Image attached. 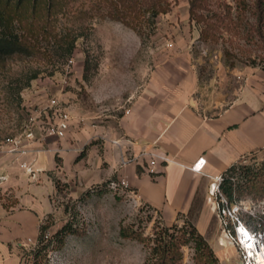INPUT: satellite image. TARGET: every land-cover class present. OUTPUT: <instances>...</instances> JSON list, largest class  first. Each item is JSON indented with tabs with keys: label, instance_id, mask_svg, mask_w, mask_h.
I'll return each mask as SVG.
<instances>
[{
	"label": "rangeland",
	"instance_id": "1",
	"mask_svg": "<svg viewBox=\"0 0 264 264\" xmlns=\"http://www.w3.org/2000/svg\"><path fill=\"white\" fill-rule=\"evenodd\" d=\"M190 1L173 2L169 13L144 23L140 35L122 23L103 18L105 10L97 0H66L64 12L54 21L57 37L50 44H43L49 52L46 60L12 58L0 65V148L14 145L15 141L22 145L28 140L27 134L31 130L35 133L36 122L45 118L43 109L53 98L102 119L118 118L151 71L176 48L192 51L205 78L219 64L264 68V42L252 29L256 23L252 0H247L250 7L240 15L238 0H208L210 10L223 15L227 6L233 8L232 30L224 32L218 43L201 40L203 24L191 20ZM69 42L74 44L71 54ZM226 51L232 55L231 59ZM35 74L37 77L33 79ZM245 161L241 164L257 168L264 161V153ZM59 188V194L53 198L54 211L41 225L51 224L50 235H54L70 223L77 234L69 235L60 248L51 245L47 256L38 261L31 255L39 245L38 240L19 245V264L146 263L147 246L136 238L124 237L122 230L153 236L156 227L166 225L160 214L136 203L133 195H127L122 188L107 186L83 195H72L69 185L59 184ZM249 200L254 202L252 208L259 215L255 222L264 223V199L240 201ZM202 208H206V213L201 221ZM230 210L232 213L236 210L235 203ZM241 214L248 222V216ZM186 221L200 226L204 235L199 232L220 264L241 261L242 255L230 235L233 226L229 209L214 196L197 195L193 212L177 224L183 226ZM195 255L194 244L186 246L183 264H196Z\"/></svg>",
	"mask_w": 264,
	"mask_h": 264
},
{
	"label": "crops",
	"instance_id": "2",
	"mask_svg": "<svg viewBox=\"0 0 264 264\" xmlns=\"http://www.w3.org/2000/svg\"><path fill=\"white\" fill-rule=\"evenodd\" d=\"M200 66L190 49L176 48L118 118L60 103L71 116L66 136L42 138L43 124L58 117L48 101L35 139L1 147L0 264H19V245L38 240L59 184L83 195L125 180L127 195L172 226L193 212L197 195H211L216 177L264 153V68L219 64L205 78ZM153 149L174 160L157 176L147 171L148 157L121 166L123 155ZM200 158L206 165L195 172ZM205 213L199 211L201 221Z\"/></svg>",
	"mask_w": 264,
	"mask_h": 264
},
{
	"label": "trees",
	"instance_id": "3",
	"mask_svg": "<svg viewBox=\"0 0 264 264\" xmlns=\"http://www.w3.org/2000/svg\"><path fill=\"white\" fill-rule=\"evenodd\" d=\"M252 1V12L256 18L252 29L264 42V0ZM97 2L104 7L103 18L122 23L141 35L144 23L161 14L169 13L173 2L177 0H97ZM66 3V0H0V65L4 66L12 58L46 60L49 52L43 44L44 42L50 44V41L57 37L54 21L64 12ZM249 7L247 0H238V15L247 11ZM232 9L231 6H227V11L223 15L210 10L208 0L190 1L191 20L203 24L200 37L203 42L218 43L224 32L232 30L235 23ZM73 49V42H69L68 53L71 54ZM226 55L231 59L229 51H226ZM36 77L35 74L32 78ZM224 176L221 191L230 204L247 198L264 199V161L257 168L235 165ZM51 226L49 223L41 225L39 245L31 253L34 260L46 257L51 245L60 248L69 235L77 234V230L68 223L57 233L50 235ZM122 235L136 238L147 246L149 254L145 264H183L184 248L190 244H194L196 249V264H220L205 237L188 221L183 226L174 224L156 227L153 236L129 232L126 228L122 230Z\"/></svg>",
	"mask_w": 264,
	"mask_h": 264
},
{
	"label": "built area",
	"instance_id": "4",
	"mask_svg": "<svg viewBox=\"0 0 264 264\" xmlns=\"http://www.w3.org/2000/svg\"><path fill=\"white\" fill-rule=\"evenodd\" d=\"M50 109H56L58 112V117L51 124L46 125L42 129L41 137H57L62 139L66 136V133L69 129V124L71 116L69 113L60 111V101L58 99H51ZM35 138V133L31 130L27 134L28 140H33ZM118 144L117 142H114ZM15 147L21 146L20 141L14 142ZM148 157V173L152 176H157L159 173V167L163 164H169L174 162V160L168 155L158 151L157 149L142 151L138 155H123L121 157V166L125 167L130 164L139 163L142 158ZM244 163L246 161H243ZM206 165V160L200 158L193 166L192 169L195 172H203V169ZM224 176H219L215 178V181L212 183L215 185L214 188L210 187V193L219 201L223 203L229 209V212L232 217V226L233 234H230L233 240L235 241V246L238 248L239 252L242 255L241 261L238 264H260L259 256L264 257V223L255 222L258 220V213L254 211L252 205L254 202L249 201H236V210L232 211L230 208L233 204H230L223 192L221 191V185L224 182ZM234 181V179H232ZM211 184V185H212ZM127 182L125 180L121 181H112L109 183V187L112 189H126ZM134 201L138 203V200L132 196ZM248 216L249 221L246 222L245 219L241 216L243 213ZM225 214V209H223ZM262 215L264 216V206L262 207ZM261 217V216H260ZM263 218V217H261ZM257 223V224H256Z\"/></svg>",
	"mask_w": 264,
	"mask_h": 264
},
{
	"label": "bare ground",
	"instance_id": "5",
	"mask_svg": "<svg viewBox=\"0 0 264 264\" xmlns=\"http://www.w3.org/2000/svg\"><path fill=\"white\" fill-rule=\"evenodd\" d=\"M258 260L260 264H264V257L262 255L259 256Z\"/></svg>",
	"mask_w": 264,
	"mask_h": 264
},
{
	"label": "water",
	"instance_id": "6",
	"mask_svg": "<svg viewBox=\"0 0 264 264\" xmlns=\"http://www.w3.org/2000/svg\"><path fill=\"white\" fill-rule=\"evenodd\" d=\"M214 187H215V185H214V184H212V185H211V188H214Z\"/></svg>",
	"mask_w": 264,
	"mask_h": 264
}]
</instances>
